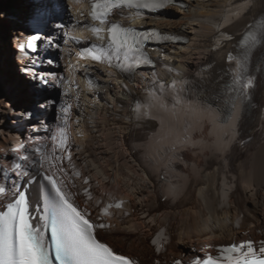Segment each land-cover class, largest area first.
Returning <instances> with one entry per match:
<instances>
[{"label":"bare ground","instance_id":"obj_1","mask_svg":"<svg viewBox=\"0 0 264 264\" xmlns=\"http://www.w3.org/2000/svg\"><path fill=\"white\" fill-rule=\"evenodd\" d=\"M18 1L16 9L3 3L0 10V78L5 85L0 86V186L8 190L5 200H11L19 182L37 172L42 155H52L53 146L59 144L58 129L64 128L66 145L55 151L61 159L51 161L62 169L56 172L58 179L65 181L72 200L97 224L109 225L99 229V235L142 264H174L177 259L185 264L233 240H264V62L260 63L264 46L256 53L254 105L241 121V135L225 156L187 152L186 170L199 166L200 174L176 187L182 188L177 202L162 198L158 180L134 149L136 143L150 140L158 122H137L131 116L136 100L143 101L162 83L193 76L200 65L213 63V75L205 84L218 86L226 78L227 56L238 50L245 27L264 15V0H248L250 9L236 25L222 30L218 25L229 0H180L156 12H140L138 17L135 9L114 13L112 23L181 36L170 43L148 44L159 65L133 73L119 70L115 62L94 61L85 53L92 45L107 44L106 32L103 41L90 32L99 26L89 16L91 0ZM34 31L40 37L38 50L27 56L19 46ZM221 33L232 39L221 40L217 46ZM33 77L61 88L63 97L57 98L60 90L46 93L31 123L28 118L36 112L32 102L43 83ZM52 98L57 101L55 121L48 110ZM208 132V126L198 132V142H210ZM25 156L27 160L21 159ZM48 166L45 161L44 168ZM226 169L236 178L235 189L227 197L222 190ZM39 189L37 182L30 187L32 203ZM118 202L122 207L102 214L103 207ZM161 229L167 241L157 253L151 241Z\"/></svg>","mask_w":264,"mask_h":264},{"label":"snow or ice","instance_id":"obj_2","mask_svg":"<svg viewBox=\"0 0 264 264\" xmlns=\"http://www.w3.org/2000/svg\"><path fill=\"white\" fill-rule=\"evenodd\" d=\"M171 2L172 0H91L89 16L99 26L91 27L90 32L101 41L105 39L102 34L106 32L107 44L92 45L85 49V53L94 61L107 62L109 65L115 62V66L125 72L133 71L134 66L141 62L152 63L145 51L146 42L167 37H162L155 30L138 31L120 23H112L110 17L116 12L123 14L124 9H136L135 15L138 17L141 9L156 11ZM250 7L248 0L241 5L232 4L229 0L220 26L238 20ZM38 39L39 36L31 37L27 41V47L35 50L33 41ZM231 39V36L221 33L216 41L217 46L221 40ZM261 46H264V18L248 25L247 31L238 41V53L228 54L231 82L222 85L214 96L206 99L191 81L184 80L174 81L168 86L161 84L159 94L150 91L144 101H136L132 108L135 118L151 119L159 124L147 144L138 147H146L149 151L153 148L163 149L172 153L182 147H230V140L235 135L240 102L251 99L250 90L254 87L255 78L247 75L248 64L254 52ZM33 78L43 81L42 77ZM185 93L189 95L186 96ZM205 126L209 128L211 141L193 140V134L202 132ZM58 132L59 144L53 146L52 155H42L37 162V175L42 176L47 185H50V190L43 186L45 215L42 219L43 228L51 229V244L45 240L41 228L32 223L26 191L17 189L11 193V201L5 205L6 210L0 211V264H138V261L118 254L107 243L98 239L97 229H106L109 225L93 223L91 214L87 210H80L74 204L71 193L65 190V181L58 179L56 172L62 169L51 161L61 159L55 155V151L57 147L64 148L67 141L64 128H59ZM52 140L56 141L57 136L53 135ZM21 159L27 160L28 157ZM45 161L49 164L47 169L44 168ZM15 167L19 168L20 165ZM22 174L28 176L27 172ZM74 175L79 176V173ZM34 180V176L29 177L28 183ZM84 183L88 181L85 180ZM87 195L91 199L90 194ZM7 196L6 187L0 186V199ZM112 207L120 208L122 202L106 205L101 209L102 214L107 215L108 209ZM166 241L164 229H161L151 243L159 253ZM216 251V255L207 253L204 257L197 256L190 264H264V240L259 241L258 247L256 242L247 240L221 245ZM174 264L183 262L177 259Z\"/></svg>","mask_w":264,"mask_h":264},{"label":"rangeland","instance_id":"obj_3","mask_svg":"<svg viewBox=\"0 0 264 264\" xmlns=\"http://www.w3.org/2000/svg\"><path fill=\"white\" fill-rule=\"evenodd\" d=\"M62 2L64 1V0H61ZM3 3H8L9 5H13L14 7H15V9L17 8V7H19V4H20V1H18V0H1L0 1V10H2L3 9ZM2 13V12H1ZM5 15V18L7 19V14H4ZM9 17V16H8ZM15 39H16V37H15ZM12 43H13V39H12ZM15 44H16V42H15ZM16 49H17V47H16ZM21 66V65H20ZM0 75H1V65H0ZM1 77V76H0ZM33 84L35 85V86H37L38 85V83H37V80L36 81H34L33 82ZM0 86H5L4 85V82H3V80L0 78ZM41 87V86H40ZM57 90H60L61 91V94H62V97H63V90L61 89V88H59V87H53V86H47V89L46 90H42L41 88L40 89H38V90H36L37 92H36V99L35 100H33V104H34V108H35V110H36V112H34V114H32V116L31 117H29L28 118V121L29 122H34V117L39 113L38 112V109H40V107H39V102L41 101V99H43V97H45L46 96V93L48 94V92H50V93H52V92H55V91H57ZM52 100H53V103H52V105L49 107V117H50V120H52V121H55L56 119H57V115L56 116H54V117H51V113H52V111H53V109H54V107H55V105L57 104V101L54 99V98H52Z\"/></svg>","mask_w":264,"mask_h":264},{"label":"water","instance_id":"obj_4","mask_svg":"<svg viewBox=\"0 0 264 264\" xmlns=\"http://www.w3.org/2000/svg\"><path fill=\"white\" fill-rule=\"evenodd\" d=\"M61 96H62V94H61V91L60 92H58V94H57V98H58V100H60V98H61ZM57 105H55V107H54V109H53V111H52V113H51V116L52 117H54V116H56V114H57Z\"/></svg>","mask_w":264,"mask_h":264}]
</instances>
